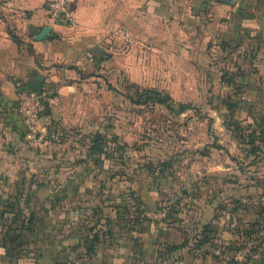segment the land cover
Masks as SVG:
<instances>
[{
	"label": "rangeland",
	"instance_id": "374dc122",
	"mask_svg": "<svg viewBox=\"0 0 264 264\" xmlns=\"http://www.w3.org/2000/svg\"><path fill=\"white\" fill-rule=\"evenodd\" d=\"M160 23L43 81L35 142L0 92V264H264V0Z\"/></svg>",
	"mask_w": 264,
	"mask_h": 264
},
{
	"label": "crops",
	"instance_id": "0c3cea01",
	"mask_svg": "<svg viewBox=\"0 0 264 264\" xmlns=\"http://www.w3.org/2000/svg\"><path fill=\"white\" fill-rule=\"evenodd\" d=\"M49 1L0 3L5 11L0 14V92L4 98L17 97L19 88L38 74L56 85L63 77L80 78L82 69L95 67L93 54L103 44L118 36L157 34L166 10L175 13L180 6V0H69L73 24L64 25L49 17ZM219 3L233 7L239 0ZM46 27L51 28L52 38L41 37Z\"/></svg>",
	"mask_w": 264,
	"mask_h": 264
},
{
	"label": "built area",
	"instance_id": "2783aa9c",
	"mask_svg": "<svg viewBox=\"0 0 264 264\" xmlns=\"http://www.w3.org/2000/svg\"><path fill=\"white\" fill-rule=\"evenodd\" d=\"M47 11L49 17L55 22L64 25L73 24V18L70 11L69 0H50L47 3ZM45 110V103L43 100L42 93L38 90L37 92H25L19 93V98L16 104V112L24 119L25 123L28 125L30 133L28 137L34 139V132L36 130V125L41 117V114ZM41 134L38 139L45 136L47 131L45 129H39ZM57 134L51 132L50 138H54Z\"/></svg>",
	"mask_w": 264,
	"mask_h": 264
},
{
	"label": "water",
	"instance_id": "95a60500",
	"mask_svg": "<svg viewBox=\"0 0 264 264\" xmlns=\"http://www.w3.org/2000/svg\"><path fill=\"white\" fill-rule=\"evenodd\" d=\"M51 28L46 27L42 30L41 37L48 36V38H52L53 35L50 33ZM44 81V76L42 74H38L34 81L23 85L19 88L18 92L21 93L23 91H29V92H37L40 89V83Z\"/></svg>",
	"mask_w": 264,
	"mask_h": 264
},
{
	"label": "trees",
	"instance_id": "16d2710c",
	"mask_svg": "<svg viewBox=\"0 0 264 264\" xmlns=\"http://www.w3.org/2000/svg\"><path fill=\"white\" fill-rule=\"evenodd\" d=\"M40 90V89H39ZM126 96H128L129 95V92L128 91H126V93H124ZM184 107H182V109H183Z\"/></svg>",
	"mask_w": 264,
	"mask_h": 264
}]
</instances>
